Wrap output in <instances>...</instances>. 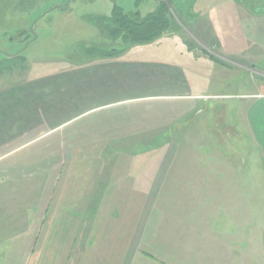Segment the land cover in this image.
I'll list each match as a JSON object with an SVG mask.
<instances>
[{
    "label": "crops",
    "instance_id": "obj_1",
    "mask_svg": "<svg viewBox=\"0 0 264 264\" xmlns=\"http://www.w3.org/2000/svg\"><path fill=\"white\" fill-rule=\"evenodd\" d=\"M226 3L224 12L244 10ZM192 28L211 44L204 25ZM94 61L51 84L52 98L31 96V87L0 101V264H264V198L259 216L219 214L214 190H204L220 183L200 173L187 181L191 171L171 147L199 101L237 96L202 92L191 62ZM239 96L248 98L244 117L264 173V88ZM153 109L169 116L150 124ZM158 136L162 148H136Z\"/></svg>",
    "mask_w": 264,
    "mask_h": 264
},
{
    "label": "rangeland",
    "instance_id": "obj_2",
    "mask_svg": "<svg viewBox=\"0 0 264 264\" xmlns=\"http://www.w3.org/2000/svg\"><path fill=\"white\" fill-rule=\"evenodd\" d=\"M231 1L245 11L236 7L233 12H224L225 5H230L226 0H0V101L10 102L31 87H35L31 96L52 98L48 92L51 84L61 86L62 81H56L59 77L83 70L96 57L102 58L104 50L117 49L120 54L140 60L194 63L200 72L202 92L237 97L199 101V112L179 122L178 130L183 135L176 136L171 145L179 148L175 161L186 163L191 171V180L187 181L200 173L204 182L220 183L219 189L204 190H214L219 214L224 215L228 207L236 214L259 216L264 198L263 161L244 117L248 98L239 95L264 88V0ZM162 2L166 3L167 27L150 42L131 44L124 33L110 32L113 12L143 19L161 9ZM198 23L206 27L203 36H211V44L202 38L203 45L196 41L191 25ZM164 116H169L164 109H153L144 119L152 124ZM145 144L136 148L155 151L164 142L158 136ZM142 161L138 159L135 165ZM211 165L222 169L214 172ZM193 190L198 191L190 187L186 191ZM165 191L164 186L161 195ZM174 192V196H184V190ZM226 200L233 203L227 205ZM162 208L179 212L178 207ZM184 208H180L182 213ZM154 224H159L157 234L162 236L166 222L161 218Z\"/></svg>",
    "mask_w": 264,
    "mask_h": 264
},
{
    "label": "trees",
    "instance_id": "obj_3",
    "mask_svg": "<svg viewBox=\"0 0 264 264\" xmlns=\"http://www.w3.org/2000/svg\"><path fill=\"white\" fill-rule=\"evenodd\" d=\"M166 1L169 2V0ZM165 7L166 3L162 2L161 9L147 15L143 19H139L136 17L134 19H130L128 15L122 14L120 12L115 14L113 12L112 20L114 25L110 32L112 34L114 32L115 34H117L118 32L124 33L123 36L127 37L128 42L131 44L138 42H150L151 40L160 36L164 28L167 27L166 24L168 19L164 16ZM104 51L106 52L101 54L102 58H110L120 54L117 49Z\"/></svg>",
    "mask_w": 264,
    "mask_h": 264
},
{
    "label": "water",
    "instance_id": "obj_4",
    "mask_svg": "<svg viewBox=\"0 0 264 264\" xmlns=\"http://www.w3.org/2000/svg\"><path fill=\"white\" fill-rule=\"evenodd\" d=\"M30 29H32V28H30Z\"/></svg>",
    "mask_w": 264,
    "mask_h": 264
}]
</instances>
